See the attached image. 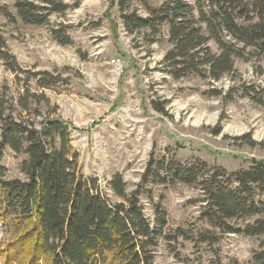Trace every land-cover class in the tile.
<instances>
[{"label":"rangeland","instance_id":"1","mask_svg":"<svg viewBox=\"0 0 264 264\" xmlns=\"http://www.w3.org/2000/svg\"><path fill=\"white\" fill-rule=\"evenodd\" d=\"M64 2L71 7L53 13L45 25L22 23L13 0L2 2L16 16L9 21L0 15V30L18 63L12 72L0 62V101L7 112L37 128L47 117L72 123L80 173L98 180L110 204L123 202L110 187L115 174L122 175L128 195L139 192L153 225L161 202L168 225L158 239L155 264H248L264 236L213 230L201 218L206 203L199 184L162 185L143 182V176L152 154L182 164L201 160L229 173L264 160V58L236 59L234 72L218 82L197 76L176 80L163 65L172 47L167 27L157 36L130 33L111 0ZM147 2L158 6L163 0ZM143 3L126 0L124 9L145 17ZM54 31L70 43L61 44ZM25 158L5 147L6 179L27 180L20 169ZM2 200L0 191V208ZM20 224L21 218L4 221L0 215V264H45L30 238L16 237ZM203 234L209 241H202Z\"/></svg>","mask_w":264,"mask_h":264},{"label":"trees","instance_id":"2","mask_svg":"<svg viewBox=\"0 0 264 264\" xmlns=\"http://www.w3.org/2000/svg\"><path fill=\"white\" fill-rule=\"evenodd\" d=\"M3 1L0 15L9 21L17 16L26 25H45L53 13L64 14L71 7L64 0H13L14 16ZM125 2L111 0L113 7L116 3L120 7L128 32L146 30L157 36L168 28L172 47L163 65L176 80L197 76L218 82L234 72L236 59L264 58V0H163L158 6L143 0L145 17L126 12ZM54 33L61 44L70 43L64 34ZM0 62L12 72L18 66L1 30ZM44 74L53 77L50 72ZM41 87L50 88V84ZM72 127L60 117H47L37 128L7 112L0 101L1 218L22 219L14 229L16 237L30 238L45 264H155V248L168 225L166 209L161 202L156 205L153 225L143 213L139 192L128 195L121 174L112 176L110 187L123 202L110 204L101 195L98 180L80 173L79 154L71 146ZM5 147L26 155L20 164L26 181L5 178ZM198 162L158 161L152 154L143 182L199 184L206 203L201 218L213 230L263 237L264 160L231 173ZM209 239L202 235V241ZM248 264H264V241Z\"/></svg>","mask_w":264,"mask_h":264}]
</instances>
